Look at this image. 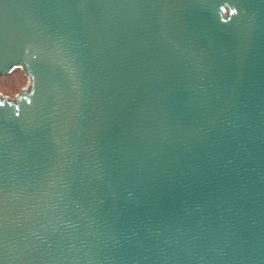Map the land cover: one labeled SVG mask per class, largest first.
Listing matches in <instances>:
<instances>
[{"label":"water","instance_id":"obj_1","mask_svg":"<svg viewBox=\"0 0 264 264\" xmlns=\"http://www.w3.org/2000/svg\"><path fill=\"white\" fill-rule=\"evenodd\" d=\"M0 264H264V0H0Z\"/></svg>","mask_w":264,"mask_h":264},{"label":"rangeland","instance_id":"obj_2","mask_svg":"<svg viewBox=\"0 0 264 264\" xmlns=\"http://www.w3.org/2000/svg\"><path fill=\"white\" fill-rule=\"evenodd\" d=\"M29 78L23 68L16 69L9 76L0 77V94L10 100H15L29 86Z\"/></svg>","mask_w":264,"mask_h":264}]
</instances>
